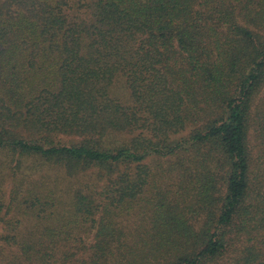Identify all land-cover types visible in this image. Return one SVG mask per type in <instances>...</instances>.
Returning <instances> with one entry per match:
<instances>
[{
  "label": "trees",
  "instance_id": "1",
  "mask_svg": "<svg viewBox=\"0 0 264 264\" xmlns=\"http://www.w3.org/2000/svg\"><path fill=\"white\" fill-rule=\"evenodd\" d=\"M263 84L264 0H0V264H264Z\"/></svg>",
  "mask_w": 264,
  "mask_h": 264
},
{
  "label": "rangeland",
  "instance_id": "2",
  "mask_svg": "<svg viewBox=\"0 0 264 264\" xmlns=\"http://www.w3.org/2000/svg\"><path fill=\"white\" fill-rule=\"evenodd\" d=\"M117 91L123 90L122 87H116ZM127 93V91H126ZM250 132H249V140H251L250 146V152L252 155L253 163L256 166H260L264 164V84L261 86V88L258 90L256 93L253 103L250 109ZM70 139L62 137V142L66 143ZM252 149V150H251ZM171 161L169 160H159L157 158H150L147 164H149L154 172H158L159 174L165 173L166 175V180H167V174L169 167L171 165ZM264 170V169H263ZM263 172V178L260 180L264 182V171ZM223 173H221L220 176H222ZM222 179V178H220ZM174 180L167 181V183L163 186L165 190H177V187H175ZM178 181L176 180L175 184ZM258 181L256 180L253 183H257ZM8 190V186L5 188ZM254 189V188H253ZM261 189L264 191V183L261 186ZM7 198V197H6ZM196 226H201L202 220H199L198 222L195 223ZM0 235H1V230H0ZM85 241L87 243H90L91 240L89 238H85ZM230 260H227L225 262H229ZM221 264H224L223 261H221Z\"/></svg>",
  "mask_w": 264,
  "mask_h": 264
}]
</instances>
